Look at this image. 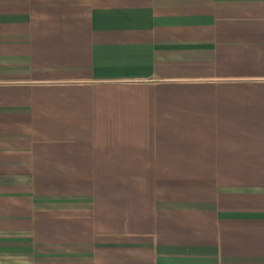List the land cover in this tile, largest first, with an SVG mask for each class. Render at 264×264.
Wrapping results in <instances>:
<instances>
[{
  "label": "crops",
  "instance_id": "crops-1",
  "mask_svg": "<svg viewBox=\"0 0 264 264\" xmlns=\"http://www.w3.org/2000/svg\"><path fill=\"white\" fill-rule=\"evenodd\" d=\"M0 264H264V0H0Z\"/></svg>",
  "mask_w": 264,
  "mask_h": 264
}]
</instances>
